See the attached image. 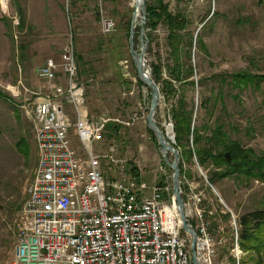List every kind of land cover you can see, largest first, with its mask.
<instances>
[{"label": "rangeland", "instance_id": "1", "mask_svg": "<svg viewBox=\"0 0 264 264\" xmlns=\"http://www.w3.org/2000/svg\"><path fill=\"white\" fill-rule=\"evenodd\" d=\"M155 1L146 0V14L140 10L134 34V48L138 52L143 48L144 36L145 65L151 78L152 65L160 59L167 63L169 58L166 28L159 25L151 31L147 25V6ZM164 3L172 14L187 18V32L194 37L190 62L195 86L175 84L185 96L188 108L194 110L192 128L207 136L218 122L224 123L233 142L263 158L264 79L245 88H233L228 82L240 73L264 76V0H164ZM135 6V0H78L74 8L69 0H0V264L13 259L20 212L37 169L30 113L36 102L34 94H46L45 80L39 78V72L50 60L61 65L62 54L68 48L76 62L80 57L78 66L83 65L77 66L76 82L85 91L89 117L107 116L124 122L115 123L121 127L119 131L108 132L111 138L105 134L104 142L94 146L100 155L109 154L114 148L119 161L110 165L106 159L101 160L104 178L113 181L124 175L135 177L132 173L135 168L138 183L146 189L145 195H150L151 187L157 184L167 185L174 195L173 171L166 165L160 145L147 124L152 91L138 83L130 53ZM106 22L112 25L110 32L105 30ZM56 70L55 82L66 85L62 68ZM221 76L227 83L221 84ZM163 77L168 79L165 70ZM179 93L167 99L161 95L155 120L165 136L168 127L173 126L174 146L185 172L181 177L183 200L190 203L191 190L198 194L199 209L215 240L217 260L233 264L234 242L241 232L240 219L262 210L264 182L254 177L237 179L235 175L217 179L214 173L221 170L211 165L201 167L195 158L187 161L188 150L196 147L194 138L192 133L189 138L182 135L177 147L170 112ZM66 108L74 122L71 107ZM205 126L207 132L203 130ZM21 141L26 145L19 147ZM72 141L78 153L84 155L73 135ZM168 160L173 162V154H168ZM263 241L264 235L259 231L255 242ZM256 257L243 252L240 263L245 259L254 264Z\"/></svg>", "mask_w": 264, "mask_h": 264}, {"label": "built area", "instance_id": "2", "mask_svg": "<svg viewBox=\"0 0 264 264\" xmlns=\"http://www.w3.org/2000/svg\"><path fill=\"white\" fill-rule=\"evenodd\" d=\"M111 28L106 22V32ZM58 67L66 85L55 82ZM76 77L70 48L62 54L61 65L50 60L39 72L46 94H34L30 113L38 164L20 212L14 256L7 264H193V238L183 229L167 185L151 187L147 196L139 178H104L101 160L110 165L119 161L114 148L100 155L94 146L104 142L110 123L124 122L107 116L90 118L85 91ZM66 105L74 113V122ZM72 135L84 155L75 149ZM188 198L185 212L197 234L198 263L223 264L217 260L215 240L199 209L200 197L191 190ZM234 244L235 260L241 264L239 237Z\"/></svg>", "mask_w": 264, "mask_h": 264}, {"label": "trees", "instance_id": "3", "mask_svg": "<svg viewBox=\"0 0 264 264\" xmlns=\"http://www.w3.org/2000/svg\"><path fill=\"white\" fill-rule=\"evenodd\" d=\"M78 0H69L72 8L76 7ZM148 28L154 31L163 25L167 30V47L169 51V58L167 63L160 61L152 65V78L160 87L161 95L165 98H170L178 95L179 88L175 84L195 86V82L191 80L194 76V68L190 62L192 57V47L194 37L187 32L189 21L182 14L174 15L168 10V5L164 0H156L152 5L147 6ZM7 27L8 24H7ZM188 33V34H187ZM81 62L80 57H77V66ZM80 68L83 65L78 66ZM164 70L168 75V79H164ZM264 79V76H251L247 73H240L234 76L232 82H228L233 88H245L249 85H258ZM225 77H220L221 84H225ZM138 83L145 86L138 78ZM207 101L205 105H207ZM171 118L174 122V130L176 133L177 147H180V137L182 135L189 136L192 133L193 144L196 145L187 152V161H192L194 158L198 165L207 168L213 166L222 172L214 173L215 178L221 179L224 177L236 176L259 178L264 182V157L260 158L252 152L242 148L239 142H233L227 132L225 131L224 123H217L216 127L207 135L201 133L200 130L192 128L194 110L188 108V103L185 96L179 93L177 104L172 106ZM121 127L115 123H110L107 128V135L111 138L108 132L117 133ZM204 132H207V126L204 127ZM151 134L154 136L153 132ZM106 135V136H107ZM25 144V141L19 143V147ZM26 145V144H25ZM23 149V148H22ZM21 149V152L23 151ZM230 153L231 161L228 162L225 155ZM181 177L185 175L183 164L180 165ZM132 173L138 179L136 169L132 168ZM212 184L214 178L209 179ZM229 219L231 217L228 214ZM241 232L239 235V243L243 252L255 254L254 264H264V241L255 242L256 234L259 231L264 235V203L262 210H256L248 213L240 219ZM234 242V241H233ZM235 264V259H233ZM242 264H249L242 261Z\"/></svg>", "mask_w": 264, "mask_h": 264}, {"label": "water", "instance_id": "4", "mask_svg": "<svg viewBox=\"0 0 264 264\" xmlns=\"http://www.w3.org/2000/svg\"><path fill=\"white\" fill-rule=\"evenodd\" d=\"M139 3H142V12L145 16L146 14V0H138L137 5L135 6V11L133 15L132 20V29L130 33V53L133 59L134 67L137 72V76L139 80L152 91L151 96V105H150V111L147 119L148 128L153 132L155 138L158 141V144L161 148V153L164 157V161L166 165L173 171V194L176 201V206L178 213L180 215L183 229L184 231L188 232L192 235V251H193V264H199L198 260L195 255V243H196V232L193 228H191L188 224V219L186 217L185 212V203L182 197V191H181V160H180V154L177 152L174 144V139L170 138L169 136H165L162 130L158 127L157 122L155 120V115L158 109V106L161 101V92L160 87L156 84V82L150 77L149 71L146 69L145 65V52H146V44L145 39L142 37V45L143 48L140 52L136 51L134 48V34H135V18L137 13V7ZM171 153L174 156L173 162H170L168 160V154ZM225 158L228 162L231 161L230 153H227L225 155Z\"/></svg>", "mask_w": 264, "mask_h": 264}, {"label": "bare ground", "instance_id": "5", "mask_svg": "<svg viewBox=\"0 0 264 264\" xmlns=\"http://www.w3.org/2000/svg\"><path fill=\"white\" fill-rule=\"evenodd\" d=\"M137 2H138V0H135V5H137ZM140 10L142 11V3H139V5H138V7H137L136 17L138 16ZM135 20H136V18H135ZM135 23H136V22H135ZM168 136H169L170 138H172V139L174 138V134H173V132H172V128H171V127H168Z\"/></svg>", "mask_w": 264, "mask_h": 264}]
</instances>
